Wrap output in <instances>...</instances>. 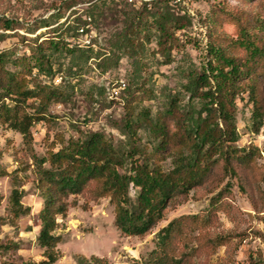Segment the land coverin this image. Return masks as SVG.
<instances>
[{"label":"trees","instance_id":"trees-1","mask_svg":"<svg viewBox=\"0 0 264 264\" xmlns=\"http://www.w3.org/2000/svg\"><path fill=\"white\" fill-rule=\"evenodd\" d=\"M174 1L150 0L137 7L128 1L119 5L116 0H70L32 25L15 19L2 21L5 31L20 28L36 35L46 30L30 40L18 35L22 43H29L30 56L16 58L11 52H0V125L23 136L34 166L35 188L43 200L38 244L44 249L45 259L21 264H55L61 258L58 246L63 238L56 233L58 220L66 218L72 208L88 210L91 203L109 199L116 228L125 236L142 238L193 191L210 185L217 171L224 178L237 177L241 171L256 179L264 176L257 164L259 149L239 147L237 127L238 102L245 101V95L247 104L253 106V130L258 132L263 124L264 17L231 16L226 6L220 7L219 15L236 24L237 39L229 41L216 33V43L207 44L205 62L183 73L184 82L176 92L166 90L157 95L146 88L148 79L141 81L148 66L144 62L146 45L155 43V54L171 63L172 53L182 46L177 33L191 27V20L176 11ZM77 4L89 5L84 13L91 22L77 18L73 24L68 20L60 23L64 11ZM101 23L105 28L116 27L105 44L106 53L93 50L95 40L85 49L75 45L77 38L91 32L92 25L97 29ZM64 55L70 57L65 70L59 61ZM124 57L132 67L130 84L122 92L125 112L119 121L112 122L121 138L78 130L76 138L56 136L46 157L35 154L33 127L53 123L56 117L51 107L71 101L77 86L73 81L80 78L83 68L93 60L97 70L107 73ZM60 74L62 82L55 85ZM159 97L164 98L155 115L148 108H140L144 101ZM231 189L228 182L212 198V206H220ZM24 197L15 176L10 197L12 224L31 211L23 204ZM191 219L192 228L181 218L158 232L150 264H181L203 249L210 251L224 243L206 236L193 237L210 226V216ZM193 240L196 248L191 247ZM11 247L16 246L0 245L5 250ZM76 264L107 262L93 256L78 257Z\"/></svg>","mask_w":264,"mask_h":264},{"label":"rangeland","instance_id":"rangeland-1","mask_svg":"<svg viewBox=\"0 0 264 264\" xmlns=\"http://www.w3.org/2000/svg\"><path fill=\"white\" fill-rule=\"evenodd\" d=\"M67 1L70 0H0V52H11L16 58L30 56L27 45L29 43H22L19 36H26L30 40L46 32L41 29L34 35L20 28L5 31L1 26L4 19H15L22 24L32 25L42 18H48L56 12V6ZM124 1L139 7L143 2L150 0H116L119 5L124 4ZM174 4L180 15L189 17L191 27L187 31L177 33L182 46L172 53L171 63L167 64L164 57L155 54V43L146 45L144 62L148 66L141 81L148 79L146 88L153 89L157 95L166 90L176 92L181 82H184L183 73L205 62L207 44L216 43V33H220L229 41L230 38L237 39L236 24H230L232 22L227 16L225 17L228 20L219 15L217 10L220 7L226 6L230 10L227 14L231 16L258 14L264 17V0H176ZM88 6L77 4L71 10L64 11V18L60 23L68 20L73 24L77 18L91 22L84 13ZM104 23L97 29L92 25L91 32L86 35L89 44H92L93 40L96 41V45L92 47L95 52L108 51L105 44H108L116 28H105ZM86 36L84 34L77 38L75 45L83 49L88 47L89 45L83 43ZM59 61L65 70L70 57L64 55ZM55 68L58 69V65ZM131 71V61L127 57L122 58L119 65L107 73L97 70L95 62L90 61L80 72V78L73 81L77 86L71 101L65 105L51 107V114L56 117L53 123H42L33 127L35 154L41 158L46 157L51 145L56 143V136L76 138L78 130L102 132L115 140L121 138L112 122L119 121L124 115L125 94L118 100L111 98V91L120 81H124L128 86ZM58 76L55 85L62 82V75ZM163 98L144 101L140 108H148L155 115L162 107L159 102ZM244 98L245 101L238 102V146L257 147L261 155L257 164L264 170V118L262 127L255 132L252 123L253 106L247 104L246 95ZM146 139L144 135L143 140ZM166 168H169V164ZM15 176L18 178V185L25 192L22 202L31 211L29 215L20 217L12 224L10 197ZM35 181L33 162L23 136L0 125V245L16 246L14 249H0V264L40 263L45 259L44 249L38 244L41 231L39 215L43 209V200L35 188ZM228 182H231L232 189L230 193H225L221 205L215 208L211 200ZM263 194L264 176L256 179L250 173L241 171L237 177L224 178L223 174L217 171L210 185L193 191L186 200L168 211L149 235L142 238L125 236L116 228L114 206L109 199L91 203L88 210L81 207L72 208L66 218L58 220L59 229L56 233L63 239L58 246L61 258L55 264H76L78 257L90 259L93 256L106 260L107 264H150L152 253L156 249L158 232L181 218L192 228L191 218L195 216H210L211 224L207 229L194 233L193 237L206 236L208 239H217L224 243L219 247H212L210 251L203 249L198 255L181 264H264ZM82 204L83 200H80V205ZM197 246L196 240H193L191 247Z\"/></svg>","mask_w":264,"mask_h":264},{"label":"built area","instance_id":"built-area-1","mask_svg":"<svg viewBox=\"0 0 264 264\" xmlns=\"http://www.w3.org/2000/svg\"><path fill=\"white\" fill-rule=\"evenodd\" d=\"M79 32L80 34H83L84 30L81 29ZM83 43H85L86 45L89 44V40H87V36H86V40H84ZM126 87H127L126 83L124 81H120V84L114 87L113 90L111 91V98H115L119 100L122 97V92L126 89Z\"/></svg>","mask_w":264,"mask_h":264}]
</instances>
